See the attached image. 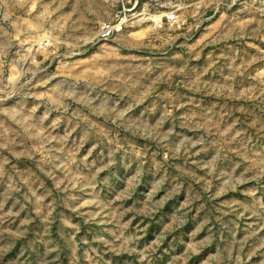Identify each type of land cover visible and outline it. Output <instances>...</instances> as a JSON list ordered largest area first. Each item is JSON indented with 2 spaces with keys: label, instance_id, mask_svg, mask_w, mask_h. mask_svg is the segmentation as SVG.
<instances>
[{
  "label": "rangeland",
  "instance_id": "rangeland-1",
  "mask_svg": "<svg viewBox=\"0 0 264 264\" xmlns=\"http://www.w3.org/2000/svg\"><path fill=\"white\" fill-rule=\"evenodd\" d=\"M0 264H264V0H0Z\"/></svg>",
  "mask_w": 264,
  "mask_h": 264
},
{
  "label": "built area",
  "instance_id": "built-area-1",
  "mask_svg": "<svg viewBox=\"0 0 264 264\" xmlns=\"http://www.w3.org/2000/svg\"><path fill=\"white\" fill-rule=\"evenodd\" d=\"M120 28H121V22H118L117 24L104 23L100 27L99 36L101 39H108L115 32L120 30Z\"/></svg>",
  "mask_w": 264,
  "mask_h": 264
}]
</instances>
